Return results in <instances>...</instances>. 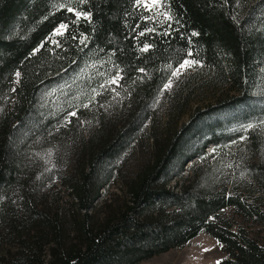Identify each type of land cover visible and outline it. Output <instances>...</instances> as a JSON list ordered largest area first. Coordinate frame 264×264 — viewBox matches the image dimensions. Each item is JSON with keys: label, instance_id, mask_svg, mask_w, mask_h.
I'll list each match as a JSON object with an SVG mask.
<instances>
[{"label": "trees", "instance_id": "trees-1", "mask_svg": "<svg viewBox=\"0 0 264 264\" xmlns=\"http://www.w3.org/2000/svg\"><path fill=\"white\" fill-rule=\"evenodd\" d=\"M161 1L0 0V264H140L202 233L219 264H264V0ZM185 59L225 93L146 135Z\"/></svg>", "mask_w": 264, "mask_h": 264}, {"label": "rangeland", "instance_id": "rangeland-1", "mask_svg": "<svg viewBox=\"0 0 264 264\" xmlns=\"http://www.w3.org/2000/svg\"><path fill=\"white\" fill-rule=\"evenodd\" d=\"M139 5L143 6L142 0ZM149 7L156 13L163 10L162 1L157 5L149 4ZM191 61V60H189ZM178 69V68H177ZM176 69V70H177ZM175 70V71H176ZM171 87L166 89V95L157 104V112L154 120L148 121L146 135L153 134L158 138L173 133L180 126L186 123L192 113L199 107L211 104L219 94L225 93L224 89L217 88L210 81L209 74L201 69L200 64L186 65L180 68L178 76H174ZM146 135L141 137L137 145H134L128 152L126 158L119 163V170L123 175H130L139 164L149 158V146L152 141H147ZM212 147L206 149L211 153ZM195 158L186 162L184 168L193 165ZM71 165V158L67 161V166ZM189 173L186 171L185 174ZM119 179L112 180L105 190L108 193L116 192ZM174 182L170 183L172 188ZM43 202L55 211L57 208L65 206L68 201L66 189L59 180L53 181L43 191ZM122 198V197H121ZM228 214L231 210L227 209ZM250 233L264 243V223L249 227ZM224 258L221 246L216 239L202 233L192 239L183 248L173 249L149 260L142 261L140 264H219Z\"/></svg>", "mask_w": 264, "mask_h": 264}, {"label": "snow or ice", "instance_id": "snow-or-ice-1", "mask_svg": "<svg viewBox=\"0 0 264 264\" xmlns=\"http://www.w3.org/2000/svg\"><path fill=\"white\" fill-rule=\"evenodd\" d=\"M142 2H143V6L145 7V9L148 10V11H151L152 9L149 7V4H151V5H157V4L160 3V0H142ZM67 11L73 12L74 10L71 7H69V8H67ZM79 15H83V14L82 13H78L77 16L79 17ZM66 27H67V25H63V24L60 25V28H66ZM57 32L59 33V29L57 30ZM143 50L144 51H147V46H145V48ZM189 55H191V53H189ZM197 63L198 62L195 61V60L189 61V60L185 59L180 64L179 68L172 73V75L173 76H178V73H179L180 68H185L186 65L191 66V65H195ZM17 75H19V73H17ZM117 79H119V78L118 77L117 78H114L111 81V83H113V84L117 83ZM171 86H172L171 85V81H169L167 84L164 85L165 89L170 88ZM72 115L75 116L76 113H72ZM248 127H251V125H249Z\"/></svg>", "mask_w": 264, "mask_h": 264}]
</instances>
